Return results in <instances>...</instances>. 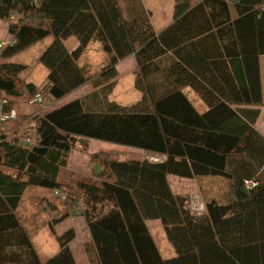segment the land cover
Returning <instances> with one entry per match:
<instances>
[{"label": "trees", "instance_id": "obj_1", "mask_svg": "<svg viewBox=\"0 0 264 264\" xmlns=\"http://www.w3.org/2000/svg\"><path fill=\"white\" fill-rule=\"evenodd\" d=\"M175 16L177 22L158 33L142 0H0V21L13 38L0 54V98L7 112L38 95L60 101L89 83L81 60L91 43L107 55L96 91L32 118L35 143L20 139L26 118L0 125V264H77L70 246L74 229L58 237L56 255L46 261L39 256L18 213L30 187L66 194L64 209L46 197L39 213L52 218L51 230L83 217L92 264H264V138L254 127L263 106L264 0H175ZM178 31H185L191 47H201L207 69L226 75L192 83L208 107L204 114L182 93L188 80L180 66L165 72L164 57L181 52ZM50 36L54 42L40 58L47 83L40 88L23 81L27 67L12 61ZM70 38L79 42L72 52ZM131 56L143 98L124 107L109 96L118 64ZM226 85L235 92L229 95ZM77 138L166 159L105 155L96 177L68 185L61 174ZM170 176L220 177L231 189L225 203L210 201L207 214L197 216L187 198L172 190ZM150 221L161 223L172 258L162 257Z\"/></svg>", "mask_w": 264, "mask_h": 264}, {"label": "rangeland", "instance_id": "obj_2", "mask_svg": "<svg viewBox=\"0 0 264 264\" xmlns=\"http://www.w3.org/2000/svg\"><path fill=\"white\" fill-rule=\"evenodd\" d=\"M142 2L150 14L151 23L155 26L156 30H159L164 26L166 16L170 15L175 0H142ZM3 23L0 22V42L4 40L5 44H3V47H5L7 42H9L6 40L8 35L6 26L8 24ZM53 42L54 37L50 36L13 60V62L22 63L27 67L26 71L21 75L23 81L33 82L40 88L46 85L48 71L40 63V58ZM66 46L71 51L79 46V42L76 38H70L66 42ZM106 63L107 55L103 52L101 45L91 43L81 60V65L85 66L88 70L89 83L60 101L50 102L44 96H42L41 102L32 99L19 101L16 112L21 118H26L25 128L20 133V139L24 141L27 137L30 138L32 143H35L36 134L34 127L36 122L32 119L34 116L41 115L46 111L60 107L73 100L85 98L96 91L97 88L93 83L101 75V70ZM114 81L115 87L109 96L110 101L116 102L124 107H129L138 103L143 98L142 92L136 87L133 68L124 66L121 72L118 71V76ZM105 155L120 160L136 159L158 161L161 159L160 157L152 156V153L146 151L92 139L77 138L75 147L69 158V166L63 171L62 181L65 184L71 185L75 181L93 179L101 168L100 162L106 157ZM169 181L175 193L187 198L188 208L195 215L206 212V205L211 198L216 197L218 200L226 199L229 191V182L223 178L214 184L212 182H199L195 179L190 181L189 179L177 176H170ZM64 195L66 194L64 193ZM64 195H57L43 188L30 187L18 211L19 217L25 228L31 233L33 245L43 261L52 258L59 252L58 237L69 229L76 228L79 237L73 247L76 262L77 264H92L91 262L95 260V254L92 246H90L91 243L89 244L87 242L88 227L83 217L72 216L57 225L54 230H51L49 225L52 218L48 214L39 213V205L42 199L46 197H51L53 200L57 199L58 204L61 205L60 207L64 209L62 207L65 201ZM151 230L162 257L165 259L172 258L175 252L167 240L164 229L160 226V229L153 227ZM82 246L85 250L81 248Z\"/></svg>", "mask_w": 264, "mask_h": 264}, {"label": "crops", "instance_id": "obj_3", "mask_svg": "<svg viewBox=\"0 0 264 264\" xmlns=\"http://www.w3.org/2000/svg\"><path fill=\"white\" fill-rule=\"evenodd\" d=\"M200 1L201 0H194L193 4H198ZM0 22H2V21H0ZM176 22L177 21H176V16H175V3H174L173 4V9H172V11H170V15L166 16L164 26H162L159 30H156L155 26H154V28H155L156 32L159 33L162 30L168 29L169 27L174 25ZM6 28H7V31H8V27L7 26H6ZM178 32L180 33L179 37H178V40H179V43H180L181 52L179 54H177L175 52H169L164 57L165 58V72L167 74L172 67H173L172 69H174L175 68L174 66H178V67L180 66V70L184 73V77L187 78V80H188V84L182 87V93L186 96V98L189 100V102L192 104V106L197 110V112H199L200 114H204V113H206L208 111V107L204 103L202 98L199 96V94L197 93V91L194 88V86L192 85V83H195L197 85H201V83H204L205 81L201 78L202 76H204L207 79L209 78V79L213 80L214 82L221 81L223 77H224V79H226L225 78L226 75L225 74L223 75V74L219 73L218 68L217 69L213 68L212 71H210V69H207L208 66H207L206 62L208 61V59H206V58L204 59V57H203L204 55L200 53V51H202L201 47H199V46L191 47V44H190L191 41L186 39V37H185L186 35H183L185 33V31H178ZM6 40L9 41V42H7L6 45H8L9 43L13 42V38L9 34V32H8ZM4 42H5L4 40H1L0 46L5 44ZM211 44H212V42H211ZM3 48H0V54H1V51L3 50ZM75 49L71 50L70 52L74 51ZM124 66L133 68V73L135 74V78L137 79L138 64H137V61H136V57L135 56H131V57L121 61L118 64V66H117V71L121 72L122 69L124 68ZM260 66H261V82H262V93H263V106L260 108L261 114H260V117H259V119L256 122L254 127H255V130L264 138V56H262L260 58ZM233 76H234V73H233ZM226 87H227V93L229 95H231V93L235 92V90H233L229 86L226 85ZM222 89H224V88H222ZM116 104H118V103H116ZM231 107L233 109H236L237 107L254 108L252 106H241V105L237 106L236 104L235 105L232 104ZM149 153H152V152H149ZM152 156L160 157L161 159L158 160V161H164L166 159L165 156L159 155V154H156V153H152ZM62 174H63V172H62ZM62 174H61V180H62ZM213 178H215V177L196 178L195 180L199 181V182H204V183L212 182L214 184V183H218L219 179H222L220 177H216L218 179H213ZM169 180H170V177H169ZM189 180L193 181V179H189ZM228 182H229V191H228V194L226 196V199L218 200L216 197H213V198H211L210 201L216 200V201H218L220 203H225L227 201V198H228V195H229L230 189H231V183H230V181H228ZM206 214H207V210H206V212H202V213L198 214L197 216H204ZM147 225H148V227L150 229V232H151L153 238H154V235L152 233L151 228L157 227L158 229H160V226H161V228H163L159 221H150V222L147 223ZM73 229L75 230V232L77 231L76 228H73ZM78 239H79V237H78V234L76 232V238L70 245L72 251H73V247L76 244ZM154 240H155V238H154ZM87 242H89V244L91 243V234H90L89 228H88V241ZM81 248L83 249V246ZM83 250H85V249H83ZM84 253H86V252H84Z\"/></svg>", "mask_w": 264, "mask_h": 264}, {"label": "built area", "instance_id": "obj_4", "mask_svg": "<svg viewBox=\"0 0 264 264\" xmlns=\"http://www.w3.org/2000/svg\"><path fill=\"white\" fill-rule=\"evenodd\" d=\"M0 48H3V45H1ZM34 100L37 102H41L42 97L40 95H38ZM17 119H18V113L16 112V110H11L10 112H7L5 109V101L0 98V125L5 124V123H9V122L17 120ZM28 137H30V136H28ZM23 142H26L27 144L32 143L30 138H27V137L24 139Z\"/></svg>", "mask_w": 264, "mask_h": 264}]
</instances>
